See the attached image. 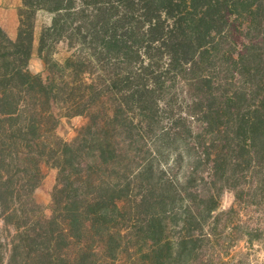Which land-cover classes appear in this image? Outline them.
<instances>
[{"label":"trees","instance_id":"16d2710c","mask_svg":"<svg viewBox=\"0 0 264 264\" xmlns=\"http://www.w3.org/2000/svg\"><path fill=\"white\" fill-rule=\"evenodd\" d=\"M19 18L15 39L0 26V264H264V0H23Z\"/></svg>","mask_w":264,"mask_h":264},{"label":"rangeland","instance_id":"374dc122","mask_svg":"<svg viewBox=\"0 0 264 264\" xmlns=\"http://www.w3.org/2000/svg\"><path fill=\"white\" fill-rule=\"evenodd\" d=\"M0 18L4 20H8L11 24L13 22L12 16L10 14H0ZM51 15L46 12H39L37 16V24H36V39L38 43L39 35L41 33L42 26L45 24L51 23ZM12 28V25H10ZM69 55L68 49L66 45L61 44L59 46V53L56 57L60 60L65 59ZM46 69L42 73H45ZM87 122V119L82 116L74 117V118H62L61 124L58 129V133L65 140L72 142L76 139L78 135V131L80 128ZM44 180L42 185L36 191L37 200L43 204L47 208V213L51 214V210L49 208L52 200V191L57 182L58 170L50 167L44 166ZM236 203V196L233 191H226L222 198V209L228 210L233 207Z\"/></svg>","mask_w":264,"mask_h":264},{"label":"crops","instance_id":"0c3cea01","mask_svg":"<svg viewBox=\"0 0 264 264\" xmlns=\"http://www.w3.org/2000/svg\"><path fill=\"white\" fill-rule=\"evenodd\" d=\"M23 0H0V14H10L12 16V24L8 20L0 18V26L8 33V35L15 39L18 35L20 25L19 8L22 6ZM12 25V28L10 27ZM38 45L35 43V52L30 62V69L34 73H42L46 69L44 61L38 55Z\"/></svg>","mask_w":264,"mask_h":264}]
</instances>
